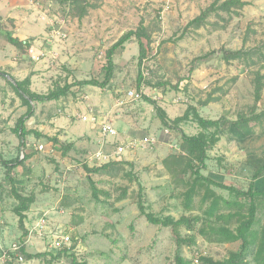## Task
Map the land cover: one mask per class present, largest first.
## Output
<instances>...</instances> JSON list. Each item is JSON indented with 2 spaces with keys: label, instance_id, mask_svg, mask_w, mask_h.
Wrapping results in <instances>:
<instances>
[{
  "label": "rangeland",
  "instance_id": "rangeland-1",
  "mask_svg": "<svg viewBox=\"0 0 264 264\" xmlns=\"http://www.w3.org/2000/svg\"><path fill=\"white\" fill-rule=\"evenodd\" d=\"M86 1L88 13L79 18L80 0H0V150L8 159L25 154L13 181L0 165V253L12 257L0 264H177L173 228L148 221L141 202L161 219L201 217L192 230L179 227L187 263L220 264L241 250L244 229L246 263L264 264V171L255 176L264 163V116L250 121L244 137L230 129L213 136L215 128L204 130L196 118L197 113L236 119L264 111V87L260 100L255 96L258 74L264 81V60L255 56L256 63L246 65L222 56L223 49L264 51V0H241L247 4L213 11L199 28L187 24L225 0ZM16 27L32 32L30 44L21 49L5 33L22 32ZM140 27L146 29L145 57L140 58V42L133 36L116 50L113 78L105 87L76 84L103 80L108 49ZM32 48L43 54L40 60ZM28 76L30 89L40 94L65 83L73 86L58 99L32 103L34 115L26 128L40 136L30 133L21 147L16 127L28 105L13 83ZM131 88L142 90L143 97L118 105ZM83 104L99 122L81 119ZM72 111L80 114L86 130L74 131ZM104 118L117 135L104 137ZM183 133L207 136L206 166L200 168L204 177L249 194L196 179L181 147ZM145 136L152 142L111 156L110 162L95 158L99 150L114 155L115 146ZM17 194L28 198L23 211L27 235L20 226ZM215 201L218 206L211 211ZM43 219L46 227L41 228ZM59 230L71 234L70 247L51 246L50 231ZM26 253L44 256L28 260Z\"/></svg>",
  "mask_w": 264,
  "mask_h": 264
},
{
  "label": "trees",
  "instance_id": "trees-1",
  "mask_svg": "<svg viewBox=\"0 0 264 264\" xmlns=\"http://www.w3.org/2000/svg\"><path fill=\"white\" fill-rule=\"evenodd\" d=\"M247 4L244 1L241 0H225L219 7H217L216 1L205 8L198 16L193 18L192 20L189 21L187 24V27H196L199 28L205 24L207 21L208 16L216 10L223 9L226 11H231V7L233 5H245ZM79 5V13L77 16L79 18H83L87 13H88V7L90 4L86 0H80L78 3ZM6 36L8 41L16 46L17 48L21 49L25 47L26 45H29L30 41L28 39H23L19 35L14 34V32L11 31H6ZM135 36L139 39L140 42V58L142 59L145 57V45L142 41V38L146 36V29L144 27H140V29L137 30H130L126 33H124L116 43L112 45L111 48L108 49L107 51V65L105 67V74H104V79L100 80L98 78H91V79H82L79 81H76V84L79 85H96L100 87H105L113 78V73H114V55L115 52L118 48L123 47L126 42L130 41L132 37ZM222 56L223 59L226 62H230L231 60H239L241 62H244L246 65H251L255 64V56H257V60L262 61L264 60V51L261 50L260 47H254V48H249L245 49L244 47L240 49H223L222 51ZM30 76L26 77L24 80H15L14 88L17 91V93L22 97L24 102L28 105V110L27 112L20 117L16 131L17 134L20 138V146L24 147L26 145V140H27V135L30 133H35L37 136H40V133L37 131H33L30 129L26 128V121L28 118L32 117L34 115V108H33V102H44V101H51L60 98L61 96L67 95L72 88V84H67L65 83L63 86L57 87V89H54L50 91L49 93L46 94H40L35 91H32L30 89ZM264 87V81L261 78V76L258 74L257 76V82H256V87H255V96L256 100H260L261 98V93L262 89ZM151 102L155 105L156 109L160 111L161 118L164 123H167L166 120V115L160 108V106L157 104V102L152 101ZM187 116V115H186ZM264 116V111L261 113L254 114V116H247L245 114H239L236 119H229L228 117L221 116L218 119H211V118H204L203 116L199 115L196 113V118L200 124V126L204 129L207 130L209 128H215V131H213V136H216L218 131L220 129H230L232 132L237 133L239 137H244L247 133H249V123L251 120H259ZM183 117L177 118L175 121H180L182 120ZM55 141H58L57 139L54 138ZM182 150L186 151L188 157L190 158L188 162V167L189 170L191 171L192 174L195 175L196 179H201V180H206L210 184L217 185L222 188H226L230 190L232 193H237V194H249L248 192L238 189L234 187L233 185H227L222 182L215 181L213 179H210L208 177H204L200 173V168H203L206 166V159H207V148H208V139L207 136H205L204 133H200L199 135H187L186 133H183V143H182ZM24 158V157H23ZM23 158H20V156H17L15 158L8 159L4 156L2 151L0 150V165H2L5 168V174L6 177H8L11 181H13V171L16 169L22 162ZM110 162V161H109ZM197 162V163H194ZM85 168L92 172V171H97L99 168H89L85 166ZM262 171H264V163L258 165V169L256 171L255 176H258ZM253 186V185H252ZM253 188V187H251ZM263 192H264V181H263ZM251 193V192H250ZM252 194V193H251ZM17 197L20 201V205L18 206V213L20 215V226L23 228L24 233L27 235L28 231L25 228L24 225V215L23 211L27 209L28 205V198L24 197L21 194H17ZM218 206L217 201H215L212 206H211V211H214V208ZM140 208L143 214L146 215L148 218V221L158 224V225H164V226H171L173 228V231L176 234V242H177V249H176V255H175V260L177 264H190L187 263L183 255L181 254V247L184 243V239L181 236V233L179 231V227L184 225L186 226L189 230L194 229L196 223L200 220V216L195 215L193 217L190 216H183L178 220H173V219H161L154 215L152 212H147L145 205L141 202L140 203ZM251 226V222L246 223V228H249ZM241 231V238L243 240L242 243V248L238 252H234L225 259L224 261H221L220 264H247L246 263V251H247V244H248V239L247 237L243 234ZM23 247V246H22ZM62 247L60 249L66 248ZM261 249L264 251V229L262 233V240H261ZM25 250L23 249V252ZM27 259L32 260L34 258H41L44 256V253H26ZM87 264V263H83Z\"/></svg>",
  "mask_w": 264,
  "mask_h": 264
},
{
  "label": "built area",
  "instance_id": "built-area-1",
  "mask_svg": "<svg viewBox=\"0 0 264 264\" xmlns=\"http://www.w3.org/2000/svg\"><path fill=\"white\" fill-rule=\"evenodd\" d=\"M30 50H31L32 55H33V57L35 59H37V60L41 59V56L43 54H41V53L34 54V48H32ZM142 97H143V91L142 90L131 88V89H128L126 91L125 95H123L120 98H118L117 104L118 105H123V104L127 103L128 101L140 100ZM81 119L83 121H90L91 120V121H93L95 123L99 122V118L96 117V115L92 114L91 112L90 113H84L81 116ZM100 123H101L100 128H101V131H102V134L104 135V137H108L110 135H114L115 136V135L118 134V131L115 128V126L108 119L104 118L103 121H101ZM152 140L153 139H151L148 136H145V137H143L141 139L132 138V139L128 140L125 144H119L118 146H115V148L113 150L114 155H109L106 152H104L103 150H99L95 154V158L96 159H104V160H108L109 161L111 156L116 158L118 155H122V154L127 153L128 149H131V148L133 149V148H136V147H138L140 145L142 146V145H145V144H149V143L152 142ZM38 147L40 149H42L43 148V144H40ZM24 155H25L24 152H22L21 153V157H24ZM40 227L41 228L46 227V220L43 219L41 221ZM38 232H39V235H42V236H43V234H47L43 230H38ZM50 234H51L50 235L51 236L50 242H51V246L53 248L60 249V248L65 247V246H68V247L71 246L73 238H72L70 233H68V232H66L64 230H59V231H57L55 233H53V231H50ZM11 258L12 257L8 253V251H2L1 250L0 262H2L4 259L10 260ZM20 259H23V258L20 257ZM196 260L198 261V258Z\"/></svg>",
  "mask_w": 264,
  "mask_h": 264
},
{
  "label": "crops",
  "instance_id": "crops-1",
  "mask_svg": "<svg viewBox=\"0 0 264 264\" xmlns=\"http://www.w3.org/2000/svg\"><path fill=\"white\" fill-rule=\"evenodd\" d=\"M13 16V15H12ZM12 18H14L15 19V17L13 16ZM29 20H34L33 18L31 19H28V23H29ZM14 22H15V25L16 26H19V21L17 20V19H15V20H13ZM16 29H21L22 30V32L21 31H17V30H15V31H13L14 32V34H16V35H19L21 38H23V39H28V38H31L30 36L32 35V32H29L28 30H23V28H17L16 27ZM30 30H33V27H31V29ZM81 107H82V109H83V114L84 113H86V110H87V106L86 105H81ZM105 109V108H104ZM106 110H110L109 108L108 109H106ZM107 111V112H108ZM71 114H73L74 116H77V118H76V126H74V131L75 132H78L79 130H81V129H84V130H86L87 128H85L83 125H81V120H80V118H79V113H77V111H72L71 112Z\"/></svg>",
  "mask_w": 264,
  "mask_h": 264
}]
</instances>
